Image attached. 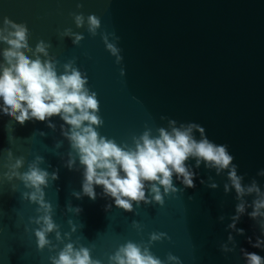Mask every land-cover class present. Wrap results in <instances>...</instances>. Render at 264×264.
<instances>
[{"label":"water","instance_id":"1","mask_svg":"<svg viewBox=\"0 0 264 264\" xmlns=\"http://www.w3.org/2000/svg\"><path fill=\"white\" fill-rule=\"evenodd\" d=\"M74 13H83L82 27L74 23ZM90 14L101 21L95 35L88 31ZM5 17L27 27L32 51L40 40L50 45L47 58L54 61L58 75L70 62L87 75L103 120L96 128L99 135L134 147L133 138L144 131L156 136L160 127L168 128L161 116L178 124L198 123L211 141L228 146L242 184L255 179L264 192V177L257 176L264 168V0H0V27ZM65 29L84 38L74 45L71 36L62 35ZM105 33L121 49V64L106 50ZM7 47L0 42V54ZM32 51L25 55L31 57ZM52 123L55 129L47 122L21 126L0 117V176L7 171L8 150L13 159L23 158L19 172L40 157L38 166L50 174L44 193L57 225L47 234L50 244L38 249L33 230L42 213L22 196L31 190L15 178L0 180V264H50L49 258L68 243L87 248L101 264H109V257L128 242L147 247L164 264H169L170 253L182 264H245L240 248L264 256V250L247 241L250 236L255 240L259 229L246 214L237 224L244 235L232 233L235 250L221 251L240 202L227 170L217 173L204 163L196 168L189 159L186 163L198 173L195 187L184 188L173 177L178 191L164 196L163 205L134 203L133 211L126 212L112 205L100 187L95 201L77 198L83 168L61 134L63 121L57 116ZM193 135L200 138L195 130ZM69 159L75 161L72 170L65 166ZM54 171L57 180L51 178ZM213 183L215 188L210 187ZM255 198L246 194L242 199L248 205ZM154 232L165 237L150 241Z\"/></svg>","mask_w":264,"mask_h":264},{"label":"clouds","instance_id":"2","mask_svg":"<svg viewBox=\"0 0 264 264\" xmlns=\"http://www.w3.org/2000/svg\"><path fill=\"white\" fill-rule=\"evenodd\" d=\"M77 7L81 5L78 4ZM73 19L77 27L83 26V13H74ZM87 24L92 35L101 27L100 18L94 14L87 16ZM29 35L25 25L4 18L3 26L0 27V42L8 47L0 54L4 61L0 64V117H7L21 126L27 121L47 122V127L52 129H55L53 117L58 116L63 121L60 126L61 134L69 140L83 168L81 193L76 194L77 198L86 196L95 201L96 188L100 187L103 195L111 198L112 205L126 212L133 211L134 203L163 205L164 196L178 191L173 177L184 188L195 187L194 180L198 173L186 163L189 159H194L196 168L204 163L205 167L214 168L217 173L227 170L231 188L240 201L235 206L231 223L227 225V243L220 245L221 251L229 253L237 247L232 233L244 235V229L238 228L237 224L245 214L259 229L255 240L251 236L247 237L249 245L264 250V192L255 179L250 185L242 184L243 176L237 175L238 165L233 162L234 156L230 154L226 144L211 141L204 127L198 123L178 124L176 120L164 116H161V120L167 119L168 128L160 127L156 136H152L150 131H144L139 137L133 138L134 147L118 145L114 139L99 135L96 128L103 124V120L99 115L97 94L87 86V75L72 67L71 62L65 64L64 72L58 75L54 61L47 58V48L50 45L40 40L32 51L28 44ZM62 35L71 36L74 45H78L84 38L82 34L72 33L70 29H65ZM108 35H102L106 50L116 58L117 64H121V49L109 42ZM30 51L31 57L25 55ZM39 54L46 58L41 59ZM124 74V68L121 67L120 75ZM64 125L69 126L67 130ZM5 127L8 132L12 131L9 125ZM194 130L199 132V139L193 135ZM40 135L44 133L40 132ZM8 139L11 141L13 137L9 136ZM40 160L37 157V162L30 164L27 171L19 172L24 163L23 158L13 159V153L8 150L7 163L4 165L7 171L0 176V180L11 182L15 178L31 190L22 193V196L30 203L37 204L39 207L36 211L42 213L34 221L39 227L33 230L37 248L42 250L50 244L47 234L54 231L57 225L52 219V205L45 200L44 193L50 174L38 166ZM74 163V160L69 159L65 166L72 170ZM257 176L264 177V168L257 172ZM51 178L57 180L58 171L51 173ZM200 183L203 184L204 181L201 180ZM210 187L215 188L216 185L213 183ZM224 188L225 192L229 191L228 184ZM246 194H255L257 198L246 205L242 199ZM109 207L106 205L105 210ZM248 207L251 211H247ZM76 211L81 212V209L78 207ZM164 237L165 233L154 232L150 234V241H158ZM229 243L232 244L231 248L228 247ZM239 251L245 264H264V256L257 252H250L245 248H240ZM49 259L50 264H101L100 260L91 257L87 248L75 249L71 243ZM167 261L169 264H182L180 258L171 253L167 256ZM109 264L164 262L155 257L147 247L141 249L139 245L128 242L109 257Z\"/></svg>","mask_w":264,"mask_h":264}]
</instances>
